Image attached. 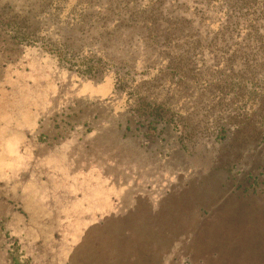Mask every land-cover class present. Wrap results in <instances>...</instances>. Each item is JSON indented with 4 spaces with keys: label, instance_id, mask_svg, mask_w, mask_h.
<instances>
[{
    "label": "rangeland",
    "instance_id": "1",
    "mask_svg": "<svg viewBox=\"0 0 264 264\" xmlns=\"http://www.w3.org/2000/svg\"><path fill=\"white\" fill-rule=\"evenodd\" d=\"M76 4L0 0V222L9 203H21L40 228L59 224L49 250L63 264H257L258 247L245 239L238 255L222 247L253 224L264 231L263 194L255 219L232 217V188L264 191L254 163L264 145V0H158L157 24L139 38L173 70L161 69L153 88L136 91L129 117L104 120L99 133L84 131L85 107L70 103L67 88L54 101L39 83L54 65L78 80L114 72L128 88L137 72L121 64L133 56L120 49L137 38L120 34L138 28L110 20L118 10L100 15ZM120 9L137 13L134 4ZM213 27L220 34L204 30ZM193 202L211 219H197ZM187 220L195 224L179 229ZM172 225L170 241L156 246L159 230ZM19 250L14 264H34Z\"/></svg>",
    "mask_w": 264,
    "mask_h": 264
},
{
    "label": "crops",
    "instance_id": "2",
    "mask_svg": "<svg viewBox=\"0 0 264 264\" xmlns=\"http://www.w3.org/2000/svg\"><path fill=\"white\" fill-rule=\"evenodd\" d=\"M74 1H76V5H87L85 8L87 11L90 10L96 14L100 13V15L101 13H113V11L118 10L121 15L119 17H113L110 20L115 21L116 19H120L118 20L120 24L122 21H128L130 25L132 23L133 25H137L136 27L138 28L135 33L128 34L127 31H123L120 34V36L124 35V37H128L129 35L130 37L137 38V41L134 40L132 41L133 43L126 44L120 49V52L126 53L128 56H133V61L129 60L127 56L121 57L122 61L125 62L121 64H127L137 72V74H133L132 79H129L131 83H128V88L125 83L122 84V75L121 77L115 76L114 74L117 73L114 72L104 74L102 79L96 82L92 80H78L70 74L60 71L56 72L54 65V68L52 67L51 70V75L47 76L49 73L48 70L51 68H43L42 71L47 77L41 80L39 84L46 88V93L50 99L53 97L52 99L54 101H59L60 98L58 96H62L65 88H67L65 94L70 103L74 101L85 107L83 115L79 116L86 118L87 121H90V124L87 127H83L84 131L87 133L89 131L86 129L90 128L89 130H92L94 127L96 130H94V132L91 131L92 133L106 132L105 126L103 125L104 123L102 124L104 120H109L113 124L119 125L123 118L129 117L133 103L136 101V91L140 90L142 86L153 88V86L157 84L159 76L161 75L160 73H162V71H160L161 69L164 71H166V69L168 71L173 70V67L164 64V58L157 55L159 54L160 48L157 47V49H154V47H151L153 45L146 39L140 40L141 38H139L143 36V33H148L147 30L150 29L153 23L157 24L156 10L158 0H100L99 4L92 1L90 5L89 0H79V3L77 0ZM159 1L162 2L163 0ZM124 3L125 5H136L137 13L135 15L132 13L127 14L128 16H126L120 9V5ZM166 3L167 0H164V5H166ZM104 15L105 14L102 16ZM173 17L183 19V16L177 13H175ZM202 17H204V14H202ZM189 19L190 18H188V20ZM219 20L220 18L218 21ZM205 22L203 18V26ZM132 29L135 31L134 26ZM141 30H143V33L140 32ZM204 30L210 34L212 33V35L220 34V28H204ZM33 54L37 61H44L43 55L34 52ZM47 64L50 66L51 63H49V60ZM167 84H169V93H172V84L169 82ZM104 108L110 111V116L105 117V119L101 115V111H103ZM78 129H82V127L78 126ZM87 137H89L88 139H92L93 136L90 135ZM172 142L173 140L171 139L170 144H172ZM17 194L18 192L12 194V201L16 202L19 199ZM20 204L21 203L12 205L9 203L8 207H6L5 219L0 222V264H14L13 258L17 257L15 253L18 249L21 250L24 257H29L27 258L28 261H32L34 264H49V262L53 264H63V257L60 255L54 257V253L49 250V248L54 245L51 233L54 235L55 229L59 224L40 228L38 223H32L30 221L29 211L23 209L22 204ZM8 241L11 243H8ZM13 242H16L17 248H11ZM9 244L11 246H9ZM21 259L20 261H24L23 258Z\"/></svg>",
    "mask_w": 264,
    "mask_h": 264
},
{
    "label": "trees",
    "instance_id": "3",
    "mask_svg": "<svg viewBox=\"0 0 264 264\" xmlns=\"http://www.w3.org/2000/svg\"><path fill=\"white\" fill-rule=\"evenodd\" d=\"M102 77L103 76H101V79H102ZM101 79H97L96 82H99ZM86 80H89V79H84L83 81H86ZM169 141H171V140H169ZM260 151H263V154H262L261 157H259L260 155H258ZM255 153L257 154L256 156L259 157V160L254 162L255 163V167L256 168H260V170H261L260 172L264 174V161H262V160H264V145L257 146L256 149H255ZM218 170L219 169H214V171L211 172V174L219 175L220 171H218ZM237 175H238V173H236L235 175H232V182L234 180H235V182H238V179H239L240 175L238 176V178H237ZM245 177H249V176L245 175ZM245 177H243V178H245ZM262 194L264 195V191H259V190L250 191L249 190V186L245 188V187H242L241 184H237L234 189L232 188V201H233L232 202V217L234 218V220L255 219L257 217V211L254 208L258 207L261 204V201H259L258 199L260 198V196ZM224 201H225V199H223V198L222 199L221 198L217 199L214 202V204H213L214 205V209L219 208L218 206ZM161 203L163 204V206H165L164 205L165 203L169 204L168 202H165V201L164 202L160 201L159 204H161ZM238 203H240L241 205H238ZM163 206H162L161 209L165 210L166 207H163ZM190 207H192V209L197 212V219H199V220H202L203 218H205V216H208V217L210 216L209 212H204V211H203V213L201 212L203 207H206V205H200L197 202H193V203H190ZM212 216H213V214H212ZM211 217H209L208 219H211ZM197 219H195V221ZM187 221H189V220H187ZM191 223H193V222L189 221L188 224L179 225L178 227H179V229H184L187 226L189 227V226H193L195 224V223H193L191 225ZM175 226H177V225H175ZM175 226L172 225V226L168 227L165 230H163V229L159 230V231H164V233H162V232L160 233L161 234L160 235L161 239H160V241H158V239H157L156 246L158 245V243H160L161 245L162 244L165 245V244H167L170 241V237L169 236L171 235V231L173 230V228ZM247 230H249V233L247 235H243V233H239L238 235L237 234L233 235L232 236L233 239L229 238V239L225 240L224 241L225 246L223 245L222 250L225 251L228 255L229 254L232 255V253H235L236 255H238L237 252H236L237 249H238V245L240 244V242H242L245 239V241L242 244L255 245V246L258 247L259 261L257 262V264H264V231H261V228L255 229L254 228V224L251 225V228L247 229ZM260 231H261V233H260ZM187 233H188V235L194 234L192 232V230L190 232H187ZM221 238H222V235L220 236V239H219V243L220 244L223 242ZM200 244H201V241H198L195 244V249ZM11 245H13V244H11ZM215 249H217V251L221 250V248L218 249L217 247ZM208 250L211 251L212 255L218 253L214 249L213 250L212 249H208ZM146 256L147 255L144 254L143 258H145Z\"/></svg>",
    "mask_w": 264,
    "mask_h": 264
}]
</instances>
